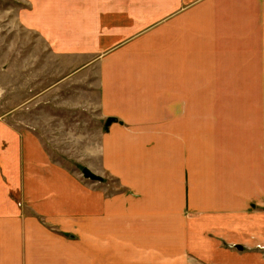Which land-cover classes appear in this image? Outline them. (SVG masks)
<instances>
[{
    "label": "crops",
    "instance_id": "0c3cea01",
    "mask_svg": "<svg viewBox=\"0 0 264 264\" xmlns=\"http://www.w3.org/2000/svg\"><path fill=\"white\" fill-rule=\"evenodd\" d=\"M30 1L69 68L32 100L95 77L100 180L0 112V264H264V0Z\"/></svg>",
    "mask_w": 264,
    "mask_h": 264
},
{
    "label": "rangeland",
    "instance_id": "374dc122",
    "mask_svg": "<svg viewBox=\"0 0 264 264\" xmlns=\"http://www.w3.org/2000/svg\"><path fill=\"white\" fill-rule=\"evenodd\" d=\"M33 4L0 0V112L17 107L18 113L9 121L38 133L52 160L83 178L81 170L87 161L96 160L101 133L95 98L89 99L95 77L78 75L55 92L52 88L38 104L36 98L32 100L69 73L60 57L24 27L22 12ZM237 104L264 106V97L240 98Z\"/></svg>",
    "mask_w": 264,
    "mask_h": 264
},
{
    "label": "water",
    "instance_id": "95a60500",
    "mask_svg": "<svg viewBox=\"0 0 264 264\" xmlns=\"http://www.w3.org/2000/svg\"><path fill=\"white\" fill-rule=\"evenodd\" d=\"M113 121L112 118H108L105 122V128H107L110 123ZM82 174L85 178L91 179V180H100V177H98L97 175H95L94 173H92L88 168H82ZM236 248L238 249H242L241 246H236Z\"/></svg>",
    "mask_w": 264,
    "mask_h": 264
}]
</instances>
